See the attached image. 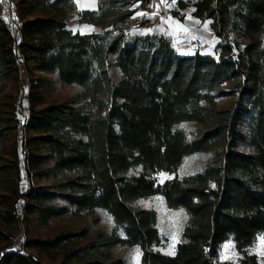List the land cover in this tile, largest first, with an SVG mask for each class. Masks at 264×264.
<instances>
[{"label":"trees","instance_id":"trees-1","mask_svg":"<svg viewBox=\"0 0 264 264\" xmlns=\"http://www.w3.org/2000/svg\"><path fill=\"white\" fill-rule=\"evenodd\" d=\"M124 5L103 0L98 10L77 13L73 0H19L20 25L0 16V264H44L11 245L23 218L44 228L66 215L95 224L98 209L112 216L114 232H61L25 246L63 252L59 264H126L114 255L118 245L138 246L140 264H264L247 252L264 236V0L179 2L211 21L220 39L214 54L181 55L159 34L109 41L112 31L67 26L75 13L79 23L123 22L132 14ZM23 55L53 76L39 79L43 110L30 129L39 185L27 193L18 180L9 88ZM221 96L232 99L229 107ZM184 122L198 127L189 134ZM196 153L209 154L200 172L157 183L156 175L177 173ZM153 195L187 215L173 255L156 249V211L135 205ZM228 241L243 253L237 263L218 259Z\"/></svg>","mask_w":264,"mask_h":264},{"label":"rangeland","instance_id":"rangeland-1","mask_svg":"<svg viewBox=\"0 0 264 264\" xmlns=\"http://www.w3.org/2000/svg\"><path fill=\"white\" fill-rule=\"evenodd\" d=\"M18 4H19V0ZM74 1V0H73ZM125 5L122 6L124 11L127 8L132 11L131 16L123 21H117L113 17L111 21L105 26H97L85 23H79L78 12L80 8L76 7L77 13L73 14L67 23V26L74 33L93 34L106 33L112 31L108 36L111 41L114 36L121 33L124 34L127 41H132L139 36L148 34L164 35L170 39L173 47L177 52L185 50H195L204 54H214L215 48L220 43V39L211 31L207 22L194 23V16L190 14L189 9L180 11L179 2H164L162 0H117ZM191 3V1L183 0ZM98 4L103 0H98ZM75 3V2H74ZM17 4V5H18ZM15 6L10 0H0V16L13 26L20 25L18 17V6ZM76 5V4H75ZM178 13L174 15V13ZM19 35L21 31L19 30ZM19 65H26L29 76L36 79V84L30 88L27 99L28 107H25L23 101L19 99V95L14 85L10 80L9 88L13 91L15 102L14 112L17 119L16 130L14 135V143L16 148V163L18 166V180L20 182L21 190L24 193L29 192L31 187H37L39 183L34 179L33 172L30 167L32 149H29L28 128L38 116L39 111L43 107L37 103V96L39 93V79L40 77H47L52 79L53 76L34 68L35 63L22 56ZM114 61V56H111ZM18 65V66H19ZM17 66V67H18ZM16 67V69H17ZM15 69V70H16ZM111 73L115 81L120 78V70L116 67L111 69ZM14 76V74H13ZM75 88H67L64 92L68 94L74 91ZM18 101L21 112L18 111ZM221 107H229L232 103L230 97L221 96L218 98ZM187 133H191L198 126L194 122H184L180 125ZM32 151V152H31ZM209 154L196 153L188 156L177 173L167 174L159 173L155 176L158 184H163L167 180L174 177L182 178L184 176L192 175L200 172L207 164ZM135 205L144 209H151L157 213V228L161 235V244L156 247L157 250L167 255H173L176 246L182 240V233L187 223V215L182 209H172L166 204L165 199L160 195H153L145 199L138 200ZM99 220L93 223L86 216H72L66 215L59 218L51 224V226L44 228L38 227L36 223L29 218H23L19 224V229L11 242L15 250H20L24 254H29L44 264H59L63 258V252L48 256L44 253L32 250L25 246L27 239H51L61 232L88 230L93 236L99 230L111 233L114 232L115 224L112 216L102 209L97 210ZM117 234L123 236L122 231H117ZM116 257L122 258L126 264H140L141 250L138 246L118 245L113 250ZM247 252L256 255L260 262L264 258V236H257L254 244L247 248ZM243 258V253L239 252L233 241L224 243L219 251L218 259L220 261H230L237 263Z\"/></svg>","mask_w":264,"mask_h":264},{"label":"bare ground","instance_id":"bare-ground-1","mask_svg":"<svg viewBox=\"0 0 264 264\" xmlns=\"http://www.w3.org/2000/svg\"><path fill=\"white\" fill-rule=\"evenodd\" d=\"M11 83L15 86L19 99L23 101L25 107H28L27 94L30 88L36 84V79L29 76L26 65L21 64L17 67Z\"/></svg>","mask_w":264,"mask_h":264},{"label":"crops","instance_id":"crops-1","mask_svg":"<svg viewBox=\"0 0 264 264\" xmlns=\"http://www.w3.org/2000/svg\"><path fill=\"white\" fill-rule=\"evenodd\" d=\"M188 1L195 2L197 0H188ZM74 2L76 4V7L80 8V12H82V11H96V10H98V7H99L98 0H74ZM187 9H189L190 14L193 15V13H194V8L193 7H187V8H184V9H180V11H183V10L185 11ZM193 20H194L193 22L195 24L203 22L202 20H200V19H198L196 17H194ZM204 22L208 23V26H209L210 30L212 31V29H211V21L207 20V21H204ZM196 52H198V51L185 50V51H181V52H178V53L181 54V55H191V54H194ZM202 54H204V53H202ZM207 54H211V53H207Z\"/></svg>","mask_w":264,"mask_h":264},{"label":"built area","instance_id":"built-area-1","mask_svg":"<svg viewBox=\"0 0 264 264\" xmlns=\"http://www.w3.org/2000/svg\"><path fill=\"white\" fill-rule=\"evenodd\" d=\"M13 4H15V6L18 4V1L17 0H10ZM162 1H164V2H180V1H182V0H162ZM18 6V5H17ZM18 111L19 112H21V109H20V105H19V101H18ZM31 126H29V128H28V141H27V143H28V145H29V149L31 150L32 149V147H31V142H32V139H33V135H32V133H31ZM32 152V151H31ZM32 156H33V153H31V158H32Z\"/></svg>","mask_w":264,"mask_h":264},{"label":"water","instance_id":"water-1","mask_svg":"<svg viewBox=\"0 0 264 264\" xmlns=\"http://www.w3.org/2000/svg\"><path fill=\"white\" fill-rule=\"evenodd\" d=\"M21 35V34H20Z\"/></svg>","mask_w":264,"mask_h":264}]
</instances>
